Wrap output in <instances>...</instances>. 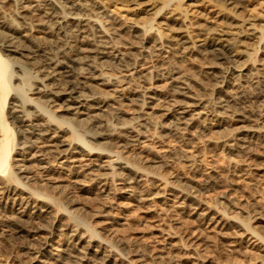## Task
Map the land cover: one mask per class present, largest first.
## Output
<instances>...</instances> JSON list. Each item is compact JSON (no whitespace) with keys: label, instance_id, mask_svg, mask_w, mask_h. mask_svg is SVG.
I'll list each match as a JSON object with an SVG mask.
<instances>
[{"label":"rangeland","instance_id":"374dc122","mask_svg":"<svg viewBox=\"0 0 264 264\" xmlns=\"http://www.w3.org/2000/svg\"><path fill=\"white\" fill-rule=\"evenodd\" d=\"M57 2L0 0L30 187L0 194V264H264V0ZM52 112L57 134L19 133Z\"/></svg>","mask_w":264,"mask_h":264},{"label":"bare ground","instance_id":"6f19581e","mask_svg":"<svg viewBox=\"0 0 264 264\" xmlns=\"http://www.w3.org/2000/svg\"><path fill=\"white\" fill-rule=\"evenodd\" d=\"M13 2L15 1V0H12ZM19 1V0H18ZM22 1V0H21ZM40 1V0H39ZM45 1V0H44ZM54 1V0H53ZM56 1V0H55ZM172 1V0H171ZM204 1V0H203ZM226 2H229V0H225ZM233 1V0H232ZM34 2H35V0H34ZM36 2H38V1H36ZM47 2V1H46ZM52 2V1H51ZM51 2H50V4H51ZM61 2H62V0H61ZM60 2V3H61ZM64 2V1H63ZM62 2V3H63ZM167 2V1H166ZM19 3H21L22 4V2H19ZM19 3H17L16 2V4H18L19 5ZM39 3V2H38ZM45 3V2H44ZM49 3V2H48ZM58 3V2H57ZM60 3H58V4H60ZM2 4V3H1ZM31 4H35V3H31ZM43 4V3H42ZM49 4V5H50ZM58 4H56V5H58ZM74 4L76 5V2H74ZM165 4H167V3H165ZM229 4H230V2H229ZM17 5V6H18ZM29 5H30V3H29ZM43 5H45V4H43ZM55 5V6H56ZM169 5V4H168ZM22 6H23V4H22ZM34 6H36V5H34ZM38 7H40L41 8V6H39V4L37 5ZM52 6L54 7V4H52ZM78 6V5H77ZM100 6V5H99ZM181 6V4H179V7ZM26 7L28 8L27 10H26ZM43 7V6H42ZM79 7V6H78ZM84 7V6H83ZM165 7V5H163L162 6V8H161V10L163 9ZM167 7V6H166ZM178 7V8H179ZM18 8H20V7H18ZM24 8V9H23ZM44 9L46 8V6H44L43 7ZM51 8V7H50ZM56 8V7H55ZM66 8V7H65ZM64 8V9H65ZM74 8H75V6H74ZM181 8H182V6H181ZM21 9H23L25 12L26 11H29V9H31V12H28V13H32V14H34V12H37V9H36V7H33V5H32V7L31 6H23V7H21ZM48 9V8H47ZM53 9V8H52ZM52 9H50V10H52ZM88 9H90V8H88ZM102 9V8H101ZM42 10V9H41ZM40 10V11H41ZM54 10V9H53ZM82 10H84V9H82ZM92 10V9H91ZM90 10V11H91ZM96 10V9H95ZM46 11H48V10H46ZM72 11V10H71ZM42 12H44V11H42ZM55 12V11H54ZM57 12V11H56ZM55 12V13H56ZM77 12V11H76ZM80 12V11H79ZM19 13V12H18ZM17 13V14H18ZM46 13V12H45ZM44 13V14H45ZM47 13H51V12H47ZM53 13V12H52ZM82 13V12H81ZM88 13V12H87ZM99 13V12H98ZM101 13V12H100ZM160 13V10H159V12H157V14H156V16L158 15ZM31 14V15H32ZM37 14H39V13H37ZM54 14V13H53ZM66 14V13H65ZM69 14H72V12L71 13H69ZM74 14H75V12H74ZM86 14V13H85ZM19 15H20V13H19ZM40 15V14H39ZM38 15V16H39ZM55 15H57L58 16V13L57 14H54L53 16H55ZM83 15V14H82ZM78 16L77 18H72L73 19V22L75 21V23H80L81 24V21L80 20H85L86 22H88V23H93V24H96L97 22H99V18L97 17V16H94V17H92L93 15H91V17H90V15H83V16ZM106 15H108V14H106ZM30 16V14L27 16V15H25V16H22V18H23V20H24V18L25 17H29ZM42 16H44V15H42ZM42 16H40V18L42 17ZM68 16V15H67ZM87 16H89V17H87ZM34 17V16H33ZM60 17V16H59ZM72 17V16H71ZM75 17H76V15H75ZM96 17H97V20H96ZM101 17H102V15H101ZM104 17V16H103ZM57 18V17H56ZM56 18H54V19H56ZM63 18V17H62ZM61 18V19H62ZM65 18V17H64ZM84 18H86V19H84ZM32 19V18H31ZM35 19V18H34ZM48 19V18H47ZM60 19V18H59ZM59 19H58V21H59ZM60 19V20H61ZM103 19V18H102ZM101 19V20H102ZM26 20V19H25ZM43 20H45V19H42L41 21H43ZM50 20V19H49ZM57 20V19H56ZM100 20V21H101ZM27 21H29V20H27ZM30 21H32L31 22V27H32V25H34L33 24V20H30ZM40 21V22H41ZM108 21V20H107ZM57 22V21H56ZM67 22V21H66ZM30 23V22H29ZM65 23V22H64ZM63 23V24H64ZM101 23H102V21H101ZM156 23V22H155ZM249 23V22H248ZM25 24H27V23H25ZM60 24V23H59ZM83 24V23H82ZM92 24V25H93ZM244 24L246 25V26H248V24L246 23V22H244ZM36 25V24H35ZM38 25V24H37ZM70 25V24H69ZM76 26H77V24H75ZM79 25V24H78ZM85 25H86V23H85ZM88 25V24H87ZM90 25V24H89ZM88 25V26H89ZM91 25V26H92ZM240 25H241V23H240ZM249 25H252L253 26V24H249ZM83 26V25H82ZM94 26V25H93ZM236 26H238V25H236ZM245 26V27H246ZM252 26H250V27H252ZM262 26V25H261ZM264 26V25H263ZM11 27V26H10ZM9 27V25L8 26H6V24H5V22L4 21H0V29H8V28H10ZM13 27V26H12ZM35 27V26H34ZM34 27H33V29H34ZM63 27V26H62ZM87 27V26H86ZM90 27V26H89ZM89 27H87V30H88V28ZM249 27V26H248ZM247 27V28H248ZM254 27V26H253ZM15 28V27H14ZM28 27H26L25 29H27ZM74 28V27H73ZM79 28V27H78ZM77 28V29H78ZM246 28V29H247ZM262 28H264V27H262ZM10 29H12V28H10ZM65 29V28H64ZM77 29H75L76 31H77ZM80 29V28H79ZM78 29V30H79ZM84 29V28H83ZM243 29H244V27H243ZM253 30H252V33H253V35L255 34V33H257L258 31H256V30H254V28H252ZM61 30V29H60ZM86 30V29H85ZM90 30V29H89ZM88 30V31H89ZM102 30V29H101ZM153 30V29H152ZM82 31H84V30H82ZM91 31V30H90ZM79 32V31H78ZM246 32H248L247 30H246ZM260 32V31H259ZM77 33V32H76ZM92 33V32H91ZM261 33H262V31H261ZM66 35H67V33H65ZM64 34V35H65ZM77 34H80V33H77ZM1 35V34H0ZM5 35V34H4ZM69 35V34H68ZM83 35V34H82ZM81 35V36H82ZM237 35H240L239 34V32L237 33ZM264 35V34H263ZM1 36H3V35H1ZM90 36V35H89ZM259 36V35H258ZM257 35H256V37H258ZM9 37V36H8ZM24 37V36H23ZM76 37V36H75ZM78 37V36H77ZM89 38V37H88ZM221 38V37H220ZM231 38V37H230ZM262 38V37H261ZM6 39V38H5ZM8 39V38H7ZM10 39V38H9ZM8 39V40H9ZM79 39V38H78ZM78 39L77 40H75L76 41V43H78L77 41H78ZM83 39V38H82ZM85 39V38H84ZM240 39V38H239ZM12 40L14 41L15 39H13L12 38ZM11 40V42H13ZM222 40V39H221ZM224 40V39H223ZM227 40V39H226ZM231 40V39H230ZM235 40H236V38H235ZM235 40H233V41H235ZM3 41V40H2ZM59 41V40H58ZM92 41V40H91ZM5 42H7V41H5ZM62 42V41H61ZM84 42V41H83ZM89 42V41H88ZM224 42V41H223ZM57 43V42H56ZM240 43H242L243 44V42H240ZM7 43H5V45H6ZM10 44V46H6V48L7 47H13V44L12 43H9ZM8 44V45H9ZM12 44V45H11ZM246 44V43H245ZM16 45V44H15ZM23 45V44H22ZM64 44H62V46H63ZM195 45V44H194ZM223 45V44H222ZM221 45V46H222ZM237 45H238V43H237ZM240 45V44H239ZM2 46V45H1ZM0 46V194H2V195H7L9 192H10V190L13 188V187H16V186H14V184H21L23 187H22V189H24V188H29L30 189V187H26V184H23L22 182H21V180L19 179V177L17 176L18 175V173H14V172H12L11 171V169L13 168V167H11L12 165H11V156H12V153H13V151H14V148H15V146H14V142H15V139H16V131L14 132V130H13V128H12V123L14 124V122H16L17 120H18V118H21V120H22V118L24 119V117L26 118V117H28V114H25V112H24V110H23V108H22V106L21 105H14V103L12 104L13 106H15V107H17V110H16V108H15V111L14 110H12V111H10V113L11 112H13L14 111V113L15 114H13V113H11V115L13 114V116H11L10 117V120H11V123L9 122V118H7L6 117V112H5V106H6V104H7V102H8V99H9V97L11 96V93H12V91H13V89H12V86H11V79L12 78H14L15 77V75H14V73L13 72H10L9 71V68H10V64L12 63V64H14L13 63V60L11 59V57H9L8 55H6V54H4V51H3V49H1L2 47ZM19 46V45H18ZM23 46H25V45H23ZM196 46H197V44H196ZM235 46V45H234ZM22 47V46H21ZM20 47V48H21ZM26 47H28V46H26ZM61 47V46H60ZM224 47V46H223ZM237 47V46H236ZM14 48V47H13ZM16 48V47H15ZM19 48V47H18ZM58 48V47H57ZM65 48V47H64ZM76 48V47H75ZM79 48V47H78ZM195 48V47H194ZM197 48V47H196ZM221 48V47H220ZM21 49H23V48H21ZM40 49V48H39ZM60 49H63V48H59L58 50H60ZM15 50H17V49H15ZM29 50V49H28ZM42 50V49H41ZM57 50V49H56ZM57 50V51H58ZM67 50V49H66ZM195 50V49H194ZM228 50V49H227ZM242 50V49H241ZM24 51H25V49H24ZM35 51V50H34ZM33 51V52H34ZM73 50H71V52H72ZM226 50H223V48L220 50V49H218V48H214L213 49V52H214V55L218 58V60H221V61H228V55H227V52H225ZM9 52V51H8ZM15 52H17V51H15ZM42 52V51H41ZM40 52V53H41ZM66 52V51H65ZM73 52H75V51H73ZM212 52V53H213ZM43 53V52H42ZM45 53H47V52H45ZM44 53V54H45ZM54 53V52H53ZM245 53H247V52H245ZM245 53L243 52V51H240V50H238L237 52H235L234 53V55H232V53H231V55H232V61L233 62H237L238 60H240L241 58H243V57H246V55H249V54H246L245 55ZM55 54V53H54ZM64 54H67V52L66 53H64ZM46 55V54H45ZM44 55V56H45ZM230 55V54H229ZM49 56H51V55H49ZM57 56V55H56ZM62 56V55H61ZM76 56V55H75ZM46 57V56H45ZM72 57V56H71ZM78 57V56H77ZM57 58V57H56ZM250 58V57H249ZM47 59H50V58H48V56H47ZM72 59V61H74V59L73 58H71ZM70 59V60H71ZM77 59V58H76ZM75 59V60H76ZM40 60V59H39ZM44 61V60H43ZM37 62V61H36ZM47 62V61H46ZM50 62V61H49ZM48 62V63H49ZM60 62H62V61H60ZM75 62H78V61H75ZM45 63V62H44ZM48 63H46L47 65L46 66H48ZM51 63V62H50ZM49 63V64H50ZM52 63H53V61H52ZM51 63V64H52ZM238 63V62H237ZM236 63V64H237ZM62 65L61 66H63V65H65L66 66V64H65V62L64 63H61ZM86 64V63H85ZM87 64H88V62H87ZM231 64V63H230ZM239 64H240V62H239ZM54 67H51V69L53 68V69H55L56 68V66L58 65V64H56V63H54ZM52 66V65H51ZM88 66V65H87ZM48 67H50V65L48 66ZM58 67V66H57ZM67 67V66H66ZM72 67V66H71ZM90 67H91V64H90ZM93 67V66H92ZM60 68V67H59ZM260 69V68H259ZM84 70H86V69H84ZM81 71V70H80ZM237 71V70H236ZM49 72V71H48ZM58 72V71H57ZM57 72L55 71L54 73H56L57 74ZM65 72H67L66 70H65ZM52 73V72H51ZM59 73V72H58ZM61 73V72H60ZM70 73V72H69ZM56 74H54L53 75V73L52 74H50V75H52L53 77H51V78H53L54 79V76L56 75ZM68 74V73H67ZM72 74V73H71ZM59 75V74H58ZM57 75V76H58ZM61 75V74H60ZM66 75V74H65ZM45 76V75H44ZM47 76H49V75H46V77H45V79L46 78H48ZM50 77V76H49ZM56 77V76H55ZM63 77V76H62ZM103 77V76H102ZM65 78V77H64ZM50 79V78H49ZM58 78H56V80H57ZM109 79V78H108ZM43 80H44V77H43ZM62 80H64L63 78H62ZM68 80V79H67ZM101 81H102V83L103 84H107V82L105 81V79L103 80V78L102 79H100ZM31 80H29V82H30ZM51 81H53V80H51ZM71 81V80H70ZM56 82V81H55ZM64 83H68V82H65V80L63 81ZM61 84L63 85V83H62V81H61ZM60 84V85H61ZM82 84V83H81ZM109 84H110V81H109ZM42 85V84H41ZM46 85V84H45ZM53 86V85H52ZM65 86V85H64ZM68 86L69 85H67V87H63L64 88V90L62 89V91L60 90L59 92H58V94H57V92H55L54 91V93L55 94H57V95H55V94H53V96H55L56 98L58 97V98H64V97H66L67 95H68V93H67V89L66 88H68ZM48 87V86H47ZM57 87V86H56ZM55 87V88H56ZM75 87V86H74ZM71 88V87H70ZM37 89H39V88H37ZM41 89V88H40ZM39 89V90H40ZM69 89V88H68ZM76 89V88H75ZM78 89V88H77ZM71 90H72V88H71ZM70 89H69V91H71ZM74 90V89H73ZM41 91V90H40ZM57 91V90H56ZM73 93H74V91H73ZM78 93V92H77ZM70 94H72V92H70ZM80 95V94H79ZM50 96V95H49ZM81 96V95H80ZM78 97V96H77ZM82 97V96H81ZM89 97V96H88ZM87 97V98H88ZM95 97V96H94ZM17 97H16V95L15 94H13L12 96H11V99H16ZM33 98V97H32ZM52 98V97H51ZM73 98H75V97H73ZM83 98V97H82ZM90 98V97H89ZM19 99V98H18ZM76 99V98H75ZM78 99V98H77ZM77 99H76V101H77ZM86 99V98H85ZM30 100H32V102H33V100H35V99H30ZM47 100H48V98H47ZM46 100V101H47ZM68 100V99H67ZM88 100H90V99H88ZM91 100H92V98H91ZM14 101V100H13ZM36 101V100H35ZM41 101V100H40ZM82 101H85L84 99H81V102ZM87 101V100H86ZM55 102V101H54ZM21 103H23V102H21ZM26 103V102H25ZM40 103H42V102H40ZM46 103V102H45ZM18 104V103H17ZM43 104H44V102H43ZM25 105V104H24ZM29 105H30V103H29ZM49 105V104H48ZM226 104H224V106H225ZM26 106V105H25ZM32 106H33V103H32ZM31 105H30V107H32ZM50 106V105H49ZM229 107V106H228ZM19 108V109H18ZM25 108V107H24ZM50 108V107H49ZM70 108V107H69ZM68 108V109H69ZM14 109V108H13ZM26 111V110H25ZM33 111H34V109H33ZM38 111V110H37ZM50 111V110H49ZM51 112V111H50ZM28 113V112H27ZM35 113V112H34ZM53 113V112H52ZM51 113V114H52ZM17 114H21V116H18ZM23 114V115H22ZM29 114H30V111H29ZM39 114H40V112H39ZM55 113H53V115H50V118H51V120H52V122L51 121H49V122H47L45 125H36V126H29L27 129H29V128H31V130L32 131H29V130H24V129H22V128H20V129H22L21 131L19 130V133L23 136L24 134H30V135H35V136H41V137H43V136H46V135H49V134H51V132H54V134H55V132H56V134H57V132L58 131H61V130H63L62 128L63 127H60V126H62L63 124H67L68 122H66L64 119V117H57L56 118V116L54 115ZM26 115V116H25ZM31 117L32 116H35V120H36V118L39 116V115H37V114H33L32 115V113H31V115H30ZM41 116V115H40ZM49 116V115H48ZM237 116V115H236ZM192 117V116H191ZM190 117V118H191ZM58 118H60V120L58 119ZM61 118H64L63 120H61ZM196 118V117H195ZM59 121H58V120ZM30 121V120H29ZM191 121V120H190ZM66 122V123H65ZM18 123H19V121H18ZM21 123V122H20ZM19 123V124H20ZM23 123V122H22ZM56 123V124H55ZM175 123V122H174ZM26 126V125H25ZM20 127H22V126H20ZM55 127V128H54ZM19 129V128H18ZM256 129V128H255ZM247 131V130H246ZM251 131V130H250ZM244 133H245V131H243ZM95 134V133H94ZM96 135H98V133H96ZM95 135V136H96ZM26 136V135H25ZM35 136H34V138H35ZM94 136V135H93ZM27 137H28V135H27ZM76 138H78V137H76ZM98 138V137H97ZM101 138V137H100ZM23 139H25L26 141L28 140V139H26V138H23ZM30 139V138H29ZM77 140V139H76ZM80 140V139H79ZM79 140H77L78 142H79ZM80 142H82V141H80ZM79 142V143H80ZM23 143H25V142H23ZM27 143V142H26ZM83 143V142H82ZM81 143V144H82ZM28 144H29V142H28ZM24 145H26V144H24ZM77 145V144H76ZM98 145V144H97ZM89 146V145H88ZM96 146V145H95ZM99 146V145H98ZM22 147H23V144H22ZM27 147V146H26ZM76 147V146H75ZM79 147H81L82 148V146H80L79 145ZM78 147V148H79ZM96 148V147H95ZM101 148V147H100ZM74 149V148H73ZM75 149H77V148H75ZM92 149V148H91ZM97 149V148H96ZM90 150V149H89ZM90 151H92V150H90ZM17 174V175H16ZM20 182V183H19ZM20 185V186H21ZM20 189V188H19ZM21 190V189H20ZM13 193H14V191H13ZM34 194V193H33ZM36 194V193H35ZM43 194V193H42ZM37 195V194H36ZM42 197V196H41ZM41 197H39V198H41ZM38 198V197H37ZM22 199V198H21ZM42 199V198H41Z\"/></svg>","mask_w":264,"mask_h":264}]
</instances>
